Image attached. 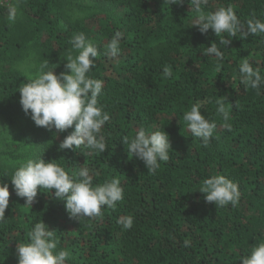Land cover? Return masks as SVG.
Returning <instances> with one entry per match:
<instances>
[{"label":"trees","instance_id":"1","mask_svg":"<svg viewBox=\"0 0 264 264\" xmlns=\"http://www.w3.org/2000/svg\"><path fill=\"white\" fill-rule=\"evenodd\" d=\"M16 3L0 2V180L10 191L0 222V264H18V243L42 221L70 253L66 264H241L264 242V83L246 89L239 65L249 59L264 75V34L220 46L224 58L217 72L215 57L203 50L218 37L211 29L201 34L189 27L194 14L188 0L172 6L167 0H18V15L10 21L8 5ZM229 5L242 22L253 16L264 21V0H209L207 10ZM117 31L123 33L121 51L110 57L102 45ZM80 32L98 45L89 75L104 82L98 97L110 116L102 127L104 153L60 150L72 129L55 136V129L37 127L19 103L26 73L45 60L56 73L65 71L62 53ZM165 65L172 78H164ZM218 99L229 110L230 130L216 113ZM197 101L217 124L207 147L183 120ZM140 127L166 131L172 145L169 161L154 174L123 142ZM42 155L70 173L86 163L95 184L119 178L124 199L81 220L70 218L54 189L52 195L38 190L37 202L25 204L6 175L17 162ZM219 174L238 185L235 206L217 207L199 191L204 179ZM128 215L134 223L124 229L117 221Z\"/></svg>","mask_w":264,"mask_h":264},{"label":"clouds","instance_id":"2","mask_svg":"<svg viewBox=\"0 0 264 264\" xmlns=\"http://www.w3.org/2000/svg\"><path fill=\"white\" fill-rule=\"evenodd\" d=\"M168 3L182 5L185 0H167ZM193 15L189 27L197 28L201 34H207L211 29L218 37L203 50L208 56H214L217 72L222 67L224 53L220 46L227 47L232 38L239 36L246 39L249 36L264 34V21L256 17L242 22L232 6H221L214 11L207 10L209 0H188ZM18 15V0L16 4L8 5V19L14 21ZM246 24V27H245ZM226 34V35H225ZM239 34V35H238ZM123 33L117 31L104 43V54L115 57L121 51L120 43ZM71 48L62 56L66 58L65 71L56 73L55 68H49V62H42L35 72L26 73L24 83L19 88V103L26 115L37 127L52 131L55 136L68 129L72 131L60 142L59 149H87L94 153H104L107 144L102 127L110 116L99 103L104 82L92 78L89 74L95 66L99 55L98 45L92 39L80 32L69 41ZM164 78H172L171 66L163 68ZM239 78L246 89H257L264 83V75L259 67H253L249 59H243L239 65ZM216 113L225 121L224 127L231 129L229 110L223 99L215 101ZM202 102L197 101L183 114L187 130L191 136L200 140L203 147L210 143L217 128L214 121L209 120L201 112ZM129 155L143 161L148 172L155 173L161 168L162 162L170 159L169 150L172 145L166 131H147L140 127L131 138L124 137ZM83 152V151H82ZM85 156L87 152H83ZM94 171L86 163L71 173L56 162V159L46 160L42 156L28 157L17 162L11 175V186L15 195L23 198L25 204L33 206L37 202L38 190H43L54 198L65 202V210L70 218L81 220L84 217L96 218L102 215V208L115 209L117 202L124 199V189L119 178L94 183ZM205 194L208 203L217 207L229 204L235 206L240 199L238 185L227 176L213 175L203 180L198 188ZM9 184L0 180V222L5 220V212L9 207ZM124 229H131L134 218L123 216L117 221ZM28 240L18 243L16 256L18 264H66L70 258L67 250L58 247L59 241L54 230L44 222H37L27 232ZM188 240L184 246H189ZM241 264H264V242L252 247L250 254L241 257Z\"/></svg>","mask_w":264,"mask_h":264},{"label":"rangeland","instance_id":"3","mask_svg":"<svg viewBox=\"0 0 264 264\" xmlns=\"http://www.w3.org/2000/svg\"><path fill=\"white\" fill-rule=\"evenodd\" d=\"M9 0H0L1 3H7Z\"/></svg>","mask_w":264,"mask_h":264}]
</instances>
